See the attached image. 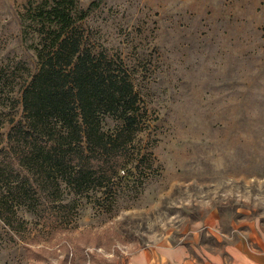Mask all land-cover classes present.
Masks as SVG:
<instances>
[{
	"label": "rangeland",
	"instance_id": "374dc122",
	"mask_svg": "<svg viewBox=\"0 0 264 264\" xmlns=\"http://www.w3.org/2000/svg\"><path fill=\"white\" fill-rule=\"evenodd\" d=\"M28 1L0 0V149L39 67ZM76 16L84 45L131 74L147 159L109 198L69 196L51 226L0 219V264H124L164 238L214 249L264 224V0H78Z\"/></svg>",
	"mask_w": 264,
	"mask_h": 264
},
{
	"label": "trees",
	"instance_id": "16d2710c",
	"mask_svg": "<svg viewBox=\"0 0 264 264\" xmlns=\"http://www.w3.org/2000/svg\"><path fill=\"white\" fill-rule=\"evenodd\" d=\"M77 10L78 0L26 4L22 25L33 33L39 67L22 86V115L0 149V219L11 229L33 214L51 226L71 195L109 198L147 159L131 74L84 45ZM108 117L117 123L106 127Z\"/></svg>",
	"mask_w": 264,
	"mask_h": 264
},
{
	"label": "crops",
	"instance_id": "0c3cea01",
	"mask_svg": "<svg viewBox=\"0 0 264 264\" xmlns=\"http://www.w3.org/2000/svg\"><path fill=\"white\" fill-rule=\"evenodd\" d=\"M218 243L212 249L197 242L174 243L164 238L137 250L124 264H264V224H238L231 238Z\"/></svg>",
	"mask_w": 264,
	"mask_h": 264
}]
</instances>
